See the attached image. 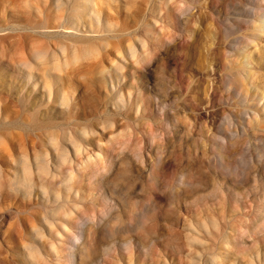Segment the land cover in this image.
<instances>
[{
    "label": "rangeland",
    "instance_id": "rangeland-1",
    "mask_svg": "<svg viewBox=\"0 0 264 264\" xmlns=\"http://www.w3.org/2000/svg\"><path fill=\"white\" fill-rule=\"evenodd\" d=\"M80 1L0 0V264H264V0Z\"/></svg>",
    "mask_w": 264,
    "mask_h": 264
},
{
    "label": "bare ground",
    "instance_id": "bare-ground-1",
    "mask_svg": "<svg viewBox=\"0 0 264 264\" xmlns=\"http://www.w3.org/2000/svg\"><path fill=\"white\" fill-rule=\"evenodd\" d=\"M73 9V8H72ZM79 9L80 11L82 12V15L85 17L86 16H90L92 17L94 20H96L97 22L100 21V12H99V9L97 10L93 5H92V2L91 0H81L80 1V5H79ZM264 11V9H263ZM74 17L70 18L71 20L73 19ZM76 20V18H75ZM74 22V21H73ZM259 23H260V29L262 32H264V12L262 13V15L260 16V20H259ZM99 24V23H98ZM243 59L245 62H247L249 60V55H245L243 54ZM60 98H62L60 96ZM60 100V99H59ZM63 101V100H61ZM253 103V102H252ZM263 116H264V113H263ZM55 167V166H54ZM56 169V167H55ZM40 170H43V168L40 166ZM62 185H63V188L65 189V191L67 193H72L74 190L71 186L68 185V179L67 177H64L63 180H62ZM42 192L43 193H46L47 190L42 187ZM60 198L59 194L55 191H52L51 192V199L54 200V201H58Z\"/></svg>",
    "mask_w": 264,
    "mask_h": 264
}]
</instances>
